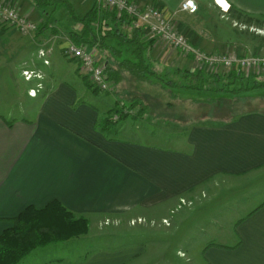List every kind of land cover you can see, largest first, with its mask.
Masks as SVG:
<instances>
[{
    "label": "crops",
    "instance_id": "1",
    "mask_svg": "<svg viewBox=\"0 0 264 264\" xmlns=\"http://www.w3.org/2000/svg\"><path fill=\"white\" fill-rule=\"evenodd\" d=\"M75 1L81 14L95 4V0ZM130 1L142 8L160 9L192 46L205 53L264 57V0H222L225 6L220 0H195V14L181 10L185 0ZM4 3L15 4L34 22L44 24L48 19L32 0H0V5ZM46 26L40 35L23 36L0 22V59L23 64L20 77L24 78L26 71L37 75L35 80H24L30 85V102L39 100L35 115H0V234L27 207L42 209L56 200L87 218L91 230L77 242V247H83L79 254L84 255L78 262L58 259L44 264H137L146 251L144 246L118 241L122 236L114 232L117 229L103 226L104 222L127 224L126 234L134 228L133 221L166 219L181 199L201 203L216 180L235 184L264 176V107L257 106L264 102L263 90L241 98L238 113L227 121L211 117L202 124H186L185 118L166 117L178 127L189 128L182 132L184 141L174 146L124 140L120 128L112 137L99 127L108 111L81 103V94L73 85L47 82L54 56L74 63L76 73L83 75L79 63L65 55L66 48L74 44L64 29L65 22ZM41 50L51 53L42 58ZM101 56L105 62L107 53ZM151 59L159 74L173 77L197 71L191 57L163 50L157 42ZM27 64L32 66L25 67ZM122 74L120 89L124 80L131 78L128 72ZM253 75L264 83V69ZM149 119L147 115L139 118ZM239 224L238 246L208 249L206 264H264V202Z\"/></svg>",
    "mask_w": 264,
    "mask_h": 264
},
{
    "label": "rangeland",
    "instance_id": "2",
    "mask_svg": "<svg viewBox=\"0 0 264 264\" xmlns=\"http://www.w3.org/2000/svg\"><path fill=\"white\" fill-rule=\"evenodd\" d=\"M70 1L74 4L77 14L81 15V9L76 1ZM65 16L63 15L62 17ZM2 24L6 27L9 26L6 23ZM147 39L154 40V45L156 42L158 43L157 38L150 39L147 37ZM97 52L100 56V61L103 62L104 58L101 56V52L98 49ZM59 58L53 57L55 63L52 69L47 71L49 75L47 82H66L73 85L81 94V98L83 99L80 101L81 103H90L101 112L108 111L100 124L105 123L107 119H111L113 124L118 123L120 119L115 118L117 114L112 116L109 111L115 107L116 102L123 103L121 105L126 107L129 105L132 97H142L144 103L149 106L147 116L150 119L139 120L128 118L116 124V127L123 130L120 137L124 140L140 139L143 143L150 145L170 147L174 146V143L180 144V141H184L185 137L182 132H185L184 130L189 128L178 127L176 123L168 122L166 120L168 118H185L186 121L184 123L186 124L190 123V121L202 124L204 120H208L211 117H215L214 121H227L236 115V106L239 102L229 103L230 101L226 99L224 102L218 103L216 108H212L210 105L203 104L206 101L204 95L207 93H202L201 95L197 92L190 93L189 95L183 94L182 92H188L153 84L157 81L154 78L152 79L153 83H135L132 78L128 77L124 80V88L121 86L120 89L118 85L114 86L109 82L112 85V92L100 91L98 89L100 93H94L83 83V77L87 81L89 79L83 74V77H81L76 73V65L63 57L59 56ZM58 60L60 61L57 62ZM16 64L17 62L11 60L3 61L0 59V115L7 116L8 118L22 117L24 114L29 116L35 115L37 111L35 104L39 103V100H36L35 103L30 102L27 96L30 85L24 80L25 77L19 76L24 66L23 64L17 66ZM31 66L27 64L25 67ZM197 71H201L205 75H215L199 69ZM36 76L35 74L31 80H35ZM170 79L178 82H192V84L197 85L195 79L184 80L181 78V75L170 76ZM94 88L96 89L95 86ZM247 94L249 97H253L256 94H260V92ZM263 105L264 102L262 101L257 106L259 108L264 107ZM231 107H234L235 112L228 114L226 110ZM126 111L129 114L130 112L136 113L135 111ZM256 179L255 181H241L242 183L238 180L239 182L235 184H223L222 181L216 180L213 183V190L210 189V194L208 193L205 199H201V203H199L198 199L193 202L181 199L180 204L170 210L171 214L166 219L161 222L158 220L152 221L151 218L133 221L134 228L126 234L127 224L117 223L114 226V224L111 225L109 221H106L103 223V226L108 227L110 225L109 228L111 230L116 228L117 230L114 232L118 236H122L118 241H124L125 244L128 243L130 245L141 244L144 246L146 249L145 254H142L143 256L137 261V264H206L204 255L208 249L219 246L231 249L238 246L237 230L240 225L239 223H242L245 217L264 202V176ZM209 201L211 203H208ZM206 203L209 205L205 206ZM68 211L71 212L70 210ZM71 213L77 219L83 218L87 220V233L67 241L50 243L47 246L36 249L20 264H44L58 259H64V261L68 262H78L82 259L84 255L79 253L80 248L83 247H77V242L80 243V239L82 240L83 237L88 236L91 226L87 218L77 216L73 212ZM102 241L101 238L100 242L98 241V245Z\"/></svg>",
    "mask_w": 264,
    "mask_h": 264
},
{
    "label": "trees",
    "instance_id": "3",
    "mask_svg": "<svg viewBox=\"0 0 264 264\" xmlns=\"http://www.w3.org/2000/svg\"><path fill=\"white\" fill-rule=\"evenodd\" d=\"M32 1L41 16L48 17L46 23H40L38 35L46 29L47 23L65 22L64 29L75 45L87 49L96 48L101 53H107L105 74L108 82L114 86L119 85L123 80L122 73L128 72L135 83H153L152 79L154 78L157 81L153 84L188 92H182L183 94L189 95L197 92L201 95L207 93L204 95L206 101L203 104L210 105L212 108H216L218 103L224 102L226 99L230 101L229 103H236L243 97L248 98L249 96H242L244 93L247 94L255 90L264 91V83L255 79L257 74L255 77L253 75L247 78L240 70L222 75H205L201 71L179 74L184 80L195 79L197 85L192 82H178L170 79L168 74H158L154 70L151 59L154 40L147 39L143 28L134 29L129 16L124 14L119 18L115 11L101 8L96 1L92 8L81 15L77 14V10L70 0ZM62 14L66 16L62 17ZM86 85L94 93H100L89 81H86ZM121 104L123 103L117 102L115 107L110 110V115H119L118 123L128 118H142L147 115L149 109V106L139 96L132 97L126 107ZM126 110L136 113L130 115L125 113ZM222 111L224 112V110ZM226 112L233 114L234 107ZM118 123L113 124L111 119H107L99 127L102 132L116 137L120 131L116 127ZM87 230L86 219L75 218L56 200L42 209L29 206L13 219V226L0 236V264H20L36 249L86 234Z\"/></svg>",
    "mask_w": 264,
    "mask_h": 264
},
{
    "label": "built area",
    "instance_id": "4",
    "mask_svg": "<svg viewBox=\"0 0 264 264\" xmlns=\"http://www.w3.org/2000/svg\"><path fill=\"white\" fill-rule=\"evenodd\" d=\"M95 1L101 8L115 11L119 18L124 14L129 16L132 19V27L134 29L143 28L146 31V36L150 39L157 38L161 49L179 51L183 56L191 57L195 67L199 70L215 75L240 70L248 78L264 69V57L262 56L241 57L235 53L208 54L192 46L187 38L175 28L173 20L167 19L163 12L154 6L142 8L130 0ZM227 9L225 10L227 11ZM181 10L195 14L198 12V5L195 0H185L181 5ZM0 22L16 28L23 36L38 32L40 27V23L23 16L18 6L8 3L0 5ZM48 53L51 51L41 50L40 56L45 58ZM65 55L79 63L80 72L97 89L112 92V85L108 82L105 74V62L100 61L96 48L87 49L70 44L65 50ZM45 64H48L47 60H45ZM23 75L27 81H30L35 74L26 71ZM31 94L35 96V90H31ZM125 113L129 114L127 111ZM130 114L134 113L130 112ZM115 118L120 119L119 115Z\"/></svg>",
    "mask_w": 264,
    "mask_h": 264
},
{
    "label": "bare ground",
    "instance_id": "5",
    "mask_svg": "<svg viewBox=\"0 0 264 264\" xmlns=\"http://www.w3.org/2000/svg\"><path fill=\"white\" fill-rule=\"evenodd\" d=\"M220 1H221L220 3H221L223 6H225L226 3H224V1H222V0H220Z\"/></svg>",
    "mask_w": 264,
    "mask_h": 264
}]
</instances>
